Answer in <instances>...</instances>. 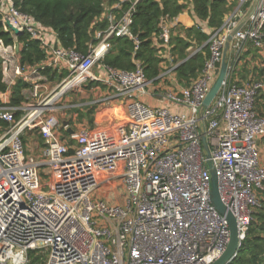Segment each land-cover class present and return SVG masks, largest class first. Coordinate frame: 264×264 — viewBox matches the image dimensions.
<instances>
[{"label":"built area","instance_id":"1","mask_svg":"<svg viewBox=\"0 0 264 264\" xmlns=\"http://www.w3.org/2000/svg\"><path fill=\"white\" fill-rule=\"evenodd\" d=\"M139 1L118 19L110 14L108 27L82 54L62 48L56 33L20 12L14 0H0L3 30L13 39L11 45L0 40L6 87L0 93V123L6 125H0V264H213L225 252L230 231L211 203V171L224 206L236 218L240 243L245 240L264 193L259 148L264 115L256 109L264 82L240 85L234 76L249 44L264 51V0L236 33L226 80L208 109L204 101L218 78L229 35L254 0H236L219 29L200 26L210 52L202 73L189 86L162 92L150 89L140 61L132 71L104 64L113 38H128L135 53L139 50L132 32ZM168 21H162L160 35L165 46ZM11 28L39 42L45 53L39 65L21 64V36ZM20 82L25 100L14 106ZM89 83L124 99L127 120L115 134L80 128L69 145L59 130L72 128L59 120L57 104ZM34 135L44 142L37 158L27 155L24 142ZM105 187L116 199L92 201Z\"/></svg>","mask_w":264,"mask_h":264},{"label":"trees","instance_id":"2","mask_svg":"<svg viewBox=\"0 0 264 264\" xmlns=\"http://www.w3.org/2000/svg\"><path fill=\"white\" fill-rule=\"evenodd\" d=\"M134 1L14 0V6L44 27L52 29L62 48L87 54L89 47L95 43L96 33L108 27V16L113 14L117 19L120 18ZM117 5H120L121 9L115 8ZM234 6L229 5L227 0H140L135 7L132 26L133 34L141 42L139 50L135 53V44L128 38H113L110 40L111 49L104 64L114 69L132 71L135 69V61H140L147 79L156 83L165 71L162 64L165 63V66L169 67L164 57L168 55L175 63L183 62L175 73L179 83L189 86L202 73L209 57V47L206 45L209 38L198 27L185 29L176 26L171 32L170 44L165 46L160 40L162 21L166 18L173 20L189 8L198 22L205 21L209 28L219 29ZM0 40L6 45L13 43L11 35L3 30L1 15ZM18 41L22 65L34 67L45 59L39 42L31 40L28 35L19 37ZM191 47L199 49V52L189 58L188 50ZM46 74L50 76L52 71H47ZM259 75V81L254 80L251 83L264 82L260 80L264 76V67L259 71ZM53 76L56 77L57 74L54 73ZM24 87L20 82L14 88L12 105L17 106L24 102ZM5 90L0 76V93ZM262 97L264 88L259 90L256 104ZM261 107H264V104ZM259 114L263 116L260 110ZM83 117L86 115L83 114ZM0 125L6 126L4 123ZM66 133L68 132L65 131ZM39 140L44 147L41 137ZM73 143L74 141H71L70 144ZM230 264H264V193L260 195V207L254 213L249 232L241 243L238 255Z\"/></svg>","mask_w":264,"mask_h":264},{"label":"crops","instance_id":"3","mask_svg":"<svg viewBox=\"0 0 264 264\" xmlns=\"http://www.w3.org/2000/svg\"><path fill=\"white\" fill-rule=\"evenodd\" d=\"M235 5L233 9L229 12L227 17L236 9L238 6V3L236 0H233L229 5ZM226 17V18H227ZM226 20V19H225ZM169 25L171 26V32L176 26H181L185 29H192L193 27H198L202 30L203 26L207 24L205 21H197L195 17L191 14V9L187 8L183 13H181L177 18L173 20H169ZM208 25V24H207ZM206 25V28H207ZM202 26V28L200 27ZM209 27V26H208ZM209 29V28H208ZM211 29V28H210ZM206 34V33H205ZM207 35V34H206ZM189 58L194 56L196 53L199 52V49L196 48H189ZM246 54V55H245ZM243 58L240 60V62L236 66L235 71V80L240 85H248L254 80H258L260 77L259 71L264 67V51H259L255 49L251 44L247 46L246 51L243 53ZM233 54L231 52V47L228 51L227 55V62L230 63L232 60ZM167 63H169V67L165 66V63L162 64L163 69L165 70L158 82L154 83L152 81V86L150 87L151 90L156 89L157 92H162L163 90L169 89V88H178L184 86L183 84L179 83V80L176 76L175 70L183 63H175L173 60H170L168 56H165ZM188 58V59H189ZM261 81L264 80V76L261 77ZM85 88H90V92L94 96V101L91 104H94L93 106H100L97 112L95 113L94 117L91 122V127H89L86 123L82 124H76V117L72 119H63L59 118L61 123L66 125V123L70 124L72 130L74 132L78 131L80 128L86 127L93 131H97L100 133H109V134H115L116 128L120 126L121 124L125 123L126 118V104L124 99L116 97V94L113 90L107 88L106 86L98 83H89L85 86ZM145 102L158 105V102L156 101H150L149 99L145 98ZM70 104V103H69ZM264 104V97L260 98L258 101V104H256L257 111L259 113V110L264 115V107H261V105ZM71 106L66 105L62 109H69ZM94 107L92 108V110ZM92 114L89 112H85L84 115L88 118L89 115ZM88 115V116H87ZM69 134V133H68ZM70 135V134H69ZM63 138V137H62ZM64 139V138H63ZM65 141L69 142V145H71L70 139H65ZM44 143V142H43ZM75 142L72 144L74 145ZM40 146L43 147L40 143ZM44 148V147H43ZM259 148H260V157H261V165L264 167V137L259 140Z\"/></svg>","mask_w":264,"mask_h":264},{"label":"water","instance_id":"4","mask_svg":"<svg viewBox=\"0 0 264 264\" xmlns=\"http://www.w3.org/2000/svg\"><path fill=\"white\" fill-rule=\"evenodd\" d=\"M259 0H254L251 9L248 11L247 15L241 20L240 24L237 26L236 29L232 31V33L229 35L228 38V44L225 49L224 57L220 66V72L218 75L217 80L213 84L211 90L209 91L205 101H204V108L208 109L216 97L218 96L223 83L226 80L227 73H228V62H227V55L228 51L230 49L231 43L236 35V33L249 21L250 17L254 14L257 6H258ZM12 31L17 35L21 36L22 34L14 28H11ZM70 135L74 134V130L69 129L67 131ZM203 147L206 152H208V145L206 142V138L203 137ZM211 203L213 207L216 209V211L223 217L226 218L228 225H229V231H230V237H229V243L226 247L225 252L221 255L219 259H217L213 264H230L238 255V252L241 247V243L239 240V233H238V227H237V221L232 212H230L223 204L221 200V195L219 192V185H218V179L216 177L215 171H211Z\"/></svg>","mask_w":264,"mask_h":264},{"label":"rangeland","instance_id":"5","mask_svg":"<svg viewBox=\"0 0 264 264\" xmlns=\"http://www.w3.org/2000/svg\"><path fill=\"white\" fill-rule=\"evenodd\" d=\"M90 88H81L80 91L74 92L70 95H68L65 98H62L57 106L59 108L58 116L59 118H67V119H72L75 115L76 119V124H82L86 123L89 127H91V122L90 120L93 119L95 113L99 109L100 106L96 105L93 106L94 104H91L94 100L93 94L90 92ZM70 103V104H69ZM66 105H70L71 107L69 109H62ZM94 109L92 110V108ZM89 110L90 114L89 117H83L82 115L85 114ZM60 134L62 137L65 139H70V135L68 133L65 134V131L60 127ZM25 147L27 149V155L29 157H34L37 158L39 157L40 152L43 150V147L40 146V140L39 137L34 135V136H27L25 139ZM69 144V142H68ZM119 194L121 195V198L123 201L126 200L127 194L125 190L122 189V186L119 187L118 190ZM106 197H109L108 199L115 200L116 196L111 192V187H105L101 189L99 192H96L91 196L92 201H96L97 199H104Z\"/></svg>","mask_w":264,"mask_h":264}]
</instances>
